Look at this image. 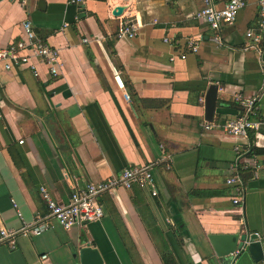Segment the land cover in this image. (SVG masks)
<instances>
[{
  "label": "crops",
  "instance_id": "crops-1",
  "mask_svg": "<svg viewBox=\"0 0 264 264\" xmlns=\"http://www.w3.org/2000/svg\"><path fill=\"white\" fill-rule=\"evenodd\" d=\"M227 2L214 0L218 9ZM119 6L124 11L115 17ZM203 6L204 0H0V50L22 40L29 21L60 54L57 76L30 52L11 70L0 62V229L39 219L51 226L19 237L15 250L1 248L0 264H79L75 256L87 244L105 264H163V243L177 264H264L247 251L225 263L209 239L247 235L264 247V47H252L246 36L264 16L259 0H248L233 25L215 32L196 17ZM125 22L136 25L135 38H117ZM189 39L199 41L197 53L184 50ZM213 85L217 107L208 121ZM252 98L258 128L247 138L226 134L219 126L240 115V99ZM137 166L152 169L156 197L138 186L100 195L102 220L70 230L49 216L40 187L67 205L75 189ZM233 166L244 184L242 206L233 204L237 193L227 184Z\"/></svg>",
  "mask_w": 264,
  "mask_h": 264
},
{
  "label": "built area",
  "instance_id": "built-area-1",
  "mask_svg": "<svg viewBox=\"0 0 264 264\" xmlns=\"http://www.w3.org/2000/svg\"><path fill=\"white\" fill-rule=\"evenodd\" d=\"M71 4L84 5L86 0H70ZM248 0H228L222 8H216L214 0H204L203 9H201L196 17L204 20L209 28L215 32H220L224 27L233 25L237 19L239 12L246 7ZM261 14L264 16V0H259ZM24 37L22 40L10 45L6 49L0 50V62L5 64L6 70H11L14 67H19L23 62L28 61L21 53L30 52L34 56L46 64L53 76L59 75L60 61L59 51L48 43L38 39L37 33L31 22L23 23ZM137 35V27L134 23L125 22L121 24L117 34L118 39L129 38L133 39ZM251 41L252 47H264V23L257 30H250L246 34ZM167 42L169 40H166ZM89 42L88 39L85 43ZM216 43L222 45L218 38ZM178 46V44H176ZM186 52L197 53L199 50V41L189 39L185 42ZM182 59L187 58V54L181 55ZM175 58H172L174 61ZM34 74L38 73L34 66H31ZM115 80L121 89L125 88L118 72L115 70ZM125 99L130 101V95L126 94ZM241 113L236 118L226 120L219 127L228 135L236 138H247L251 130L258 128V100L240 99ZM214 125L207 124L205 129L211 130ZM239 151V148H237ZM234 176L227 181V184L233 186L236 190V198L233 200L235 206H242L245 198V189L243 180L238 171V166H233ZM138 186L143 189H150L152 195H158L156 189L155 177L152 169L148 166H137L125 169L118 177L111 178L106 181L97 183H88L82 189H75L72 193L69 204L64 205L56 201L48 188L40 187V194L45 201L49 216L54 219L62 228L70 230L72 227L86 226L89 223L102 220L104 210L98 203V197L103 194H114L119 190H130ZM19 216L23 218L22 214ZM50 224L45 220H37L31 225H25L19 230L1 228L0 229V249L3 247L9 250L17 248V239L19 237H37L50 229ZM240 253L239 251L236 254ZM44 256L43 259H46Z\"/></svg>",
  "mask_w": 264,
  "mask_h": 264
},
{
  "label": "water",
  "instance_id": "water-1",
  "mask_svg": "<svg viewBox=\"0 0 264 264\" xmlns=\"http://www.w3.org/2000/svg\"><path fill=\"white\" fill-rule=\"evenodd\" d=\"M124 7L119 6L114 9L113 15L118 17L122 15ZM219 87L213 85L210 87L205 102V117L206 120L212 121L216 107ZM212 247L215 251L216 257L225 263H230L234 259L237 251H247L256 260L264 259V247L261 242L249 239L247 235H211L209 237ZM79 264H105L99 250L94 248L91 244L79 250L75 256Z\"/></svg>",
  "mask_w": 264,
  "mask_h": 264
},
{
  "label": "trees",
  "instance_id": "trees-1",
  "mask_svg": "<svg viewBox=\"0 0 264 264\" xmlns=\"http://www.w3.org/2000/svg\"><path fill=\"white\" fill-rule=\"evenodd\" d=\"M103 1H106V0H103ZM184 50H186V47L185 45L183 46ZM226 104V103H225ZM240 112H241V109H239ZM252 152L253 153H256V154H261L263 153V151L261 150H258V149H252ZM159 249H160V257H161V260L163 262V264H177L174 256H173V253L172 251L169 249V247L167 246V243H163V245L159 246Z\"/></svg>",
  "mask_w": 264,
  "mask_h": 264
}]
</instances>
